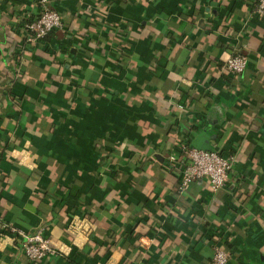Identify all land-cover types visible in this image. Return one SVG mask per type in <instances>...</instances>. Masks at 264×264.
Masks as SVG:
<instances>
[{
	"label": "crops",
	"instance_id": "1",
	"mask_svg": "<svg viewBox=\"0 0 264 264\" xmlns=\"http://www.w3.org/2000/svg\"><path fill=\"white\" fill-rule=\"evenodd\" d=\"M251 1L53 0L62 29L43 46L23 42L38 0H0V264H32L19 237L43 225L56 255L39 264H208L224 246L227 264H264ZM234 54L248 57L238 78L222 70ZM187 127L235 156L216 193L196 181L180 195L160 169Z\"/></svg>",
	"mask_w": 264,
	"mask_h": 264
},
{
	"label": "built area",
	"instance_id": "2",
	"mask_svg": "<svg viewBox=\"0 0 264 264\" xmlns=\"http://www.w3.org/2000/svg\"><path fill=\"white\" fill-rule=\"evenodd\" d=\"M52 2L53 0H38V13L23 24L25 42L39 43L48 35L62 29L61 16L51 7ZM253 15L264 19V0H256ZM247 63V56L235 54L225 61L222 70L226 75L238 78L244 73ZM178 108L180 109L179 106ZM179 139V142L166 151L163 161V170L177 178L178 194L182 195L192 182L203 179L206 180L211 193H216L224 188L230 180L235 156L218 151L196 150L192 147L191 142L187 143L182 135ZM82 222V227L86 228L85 232H91L92 224L84 219ZM19 238V248L24 257L32 264L56 255L43 228L32 235H20ZM229 258L230 254L226 250L216 247L209 264H227Z\"/></svg>",
	"mask_w": 264,
	"mask_h": 264
},
{
	"label": "trees",
	"instance_id": "3",
	"mask_svg": "<svg viewBox=\"0 0 264 264\" xmlns=\"http://www.w3.org/2000/svg\"><path fill=\"white\" fill-rule=\"evenodd\" d=\"M250 5H251V9L252 10H254V8H255V5H256V0H252L251 1V3H250ZM49 36V35H48ZM47 36V37H48ZM47 37H45L43 40H41L40 42L42 43V45L44 46V44H45V39L47 38ZM118 41V40H117ZM23 42H25V38L23 39ZM25 44V43H24ZM117 44L118 45H120L121 46V48H122V50L124 49L125 50V48L124 47H122V41H118L117 42ZM235 55V54H234ZM244 55V54H243ZM225 63V62H224ZM223 63V64H224ZM222 64V65H223ZM21 76V72L20 71H18V77H20ZM12 101L14 102V101H16L15 100V98L13 99L12 98ZM194 130V128H192V127H187V128H184V129H182V136L183 137H185V139L187 140V143H190V141H191V139H192V137L195 135V132L193 131ZM178 140V142H179V138L177 139ZM167 151V150H166ZM166 151H164L163 152V154L161 155L162 157H160V158H157V161H158V163H159V166H160V169L163 171V172H166L165 170H163V161H164V155H165V153H166ZM196 182V181H195ZM198 182H206V180H199ZM206 185H207V182H206ZM170 228H172V226H170ZM43 229L44 230H47L48 229V226H45V225H43ZM173 230H174V228H172ZM224 250H229L230 248H229V246H224V247H222ZM46 258H44V259H42V260H40V261H37V262H35V263H33V264H39V263H41V262H43L44 260H45ZM211 261V260H210ZM210 261L208 262V264L210 263ZM74 264V263H73Z\"/></svg>",
	"mask_w": 264,
	"mask_h": 264
},
{
	"label": "water",
	"instance_id": "4",
	"mask_svg": "<svg viewBox=\"0 0 264 264\" xmlns=\"http://www.w3.org/2000/svg\"><path fill=\"white\" fill-rule=\"evenodd\" d=\"M191 145H192V147L195 148L196 150H201V151H213V150H209L207 147H203V146L197 144L196 141H195V142H192Z\"/></svg>",
	"mask_w": 264,
	"mask_h": 264
}]
</instances>
